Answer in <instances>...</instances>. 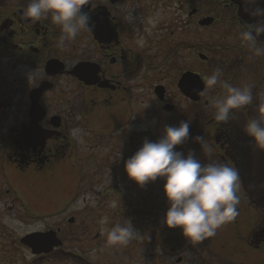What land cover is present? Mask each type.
Returning a JSON list of instances; mask_svg holds the SVG:
<instances>
[{
	"label": "flooded vegetation",
	"instance_id": "obj_1",
	"mask_svg": "<svg viewBox=\"0 0 264 264\" xmlns=\"http://www.w3.org/2000/svg\"><path fill=\"white\" fill-rule=\"evenodd\" d=\"M136 1L139 12L131 13L129 0H86L82 12L89 13L92 31H81L61 48L60 29L50 16L38 22L21 16L31 0H0V120H9L0 151L6 164L46 185L41 195L47 214L37 217L59 220L25 234H52L48 251L26 244L25 235L15 239L31 264H195L185 259L181 230L164 225L149 227L146 237L126 246L100 243L113 252L102 261L99 233H90L94 223L80 213H66L80 197L88 205L92 199L98 204L100 197H126L130 188L142 197V187L127 177L124 161L145 138L156 141L165 126L181 121L190 122V138L179 149L192 150L205 164L235 167L246 159V151L238 150L241 130L246 119L259 118L264 101V55L255 56L239 38L240 23L254 20L239 7L240 0ZM162 7L171 12L159 20L155 12ZM214 26H219V40L211 43ZM133 36L141 38L138 48L131 45ZM258 43L264 48V35ZM217 68L233 86L252 85V104L236 112L228 125L217 122L208 106L224 91L205 83ZM4 81L14 82L11 89L18 98L2 91ZM146 114L155 120L150 130L144 125ZM74 128L91 136L87 146L92 149L117 136L121 157L116 168L109 166L112 162L107 165L108 178L81 172ZM198 135L205 137L203 149L191 139ZM68 166L76 167L75 172L66 173ZM237 194V217L224 224L220 237L206 239L207 255L196 263L264 264V209L251 204L241 186ZM18 200L24 214L34 217L29 215L32 205ZM136 205L141 206L139 201ZM83 209L86 216L94 212L90 205Z\"/></svg>",
	"mask_w": 264,
	"mask_h": 264
},
{
	"label": "clouds",
	"instance_id": "obj_2",
	"mask_svg": "<svg viewBox=\"0 0 264 264\" xmlns=\"http://www.w3.org/2000/svg\"><path fill=\"white\" fill-rule=\"evenodd\" d=\"M86 0H31L21 16L25 20H48L58 26L61 32L57 46L65 47L81 31H92L90 15L82 12ZM264 0H240L239 7L253 19V23H240L239 38L255 56L264 55L258 38L264 35ZM130 14L127 19H130ZM222 70L217 68L205 81L209 89L217 85L223 93L209 102L214 110V119L228 125L236 118V112L253 102L252 85L233 86L221 79ZM204 94L203 91L198 93ZM258 119H246L243 133L250 138L248 146L264 152V101L258 107ZM83 129L74 128L71 136L78 141L85 135ZM190 138V122L181 121L177 126H165L163 135L156 141L147 138L142 146L124 161L127 177L143 187L158 178L164 180L163 192L168 202L163 224L169 229L179 228L181 234L192 245H197L216 235L217 229L233 221L238 215L240 198V173L234 166L221 163H203L192 150L185 155L176 151L178 145ZM203 149L206 140L203 135L192 137ZM100 223L106 225L108 218ZM136 235L130 221L125 225L114 224L106 231L108 245L126 246Z\"/></svg>",
	"mask_w": 264,
	"mask_h": 264
},
{
	"label": "rangeland",
	"instance_id": "obj_3",
	"mask_svg": "<svg viewBox=\"0 0 264 264\" xmlns=\"http://www.w3.org/2000/svg\"><path fill=\"white\" fill-rule=\"evenodd\" d=\"M136 2V0H129L131 13H136V11L139 12ZM169 12H171L170 7H162L159 8V10L155 13L156 15L158 13L159 20H163ZM213 29H216L214 33L211 32ZM218 31L219 26H214L210 29L211 43L217 42L219 40ZM186 36L187 35H184V38H186ZM131 45L138 48L141 45V38L138 36L131 37ZM5 75L7 78L11 77V74L8 71L5 72ZM2 86L5 87V89H2V91H7V95H12L13 98L19 97H14V93L11 89V87L14 86L13 81H4ZM21 90L22 88H18L17 93L19 94ZM150 104L151 102H146L145 106L150 107ZM144 119V125L146 129L150 130L155 126V120L154 118H151L149 114H146ZM8 123L9 120L6 118H1L0 140L2 139ZM134 127H138V125L135 124ZM90 137V135L85 134L83 135L82 140L78 141L81 149V151H79L81 172L96 173L99 176L101 175L103 178H108L111 174L108 167L111 166L113 169L114 167L116 168L118 160L121 157V149L116 142L117 136L113 135L108 137L109 140L104 141L103 148L97 149H92L87 146L88 144H92ZM107 147L108 149H106ZM175 150L180 151L185 155L188 154L186 150H181L178 147H176ZM110 162L113 164L109 165ZM75 170L76 167H69V170H66L65 172L74 173ZM163 185L164 180L162 178H158L156 181L149 182L142 187V197H139L136 191L130 188L128 189V196L126 197H100L97 200L98 204L95 202V199H92L89 205L90 207H94V212L88 216L86 215L89 212L83 209L84 206H89L88 200H85V197H80L70 207V209H68L66 214L80 213L82 218H86L88 221L94 223L95 227L91 228L90 233L91 235L96 232L99 233L98 237L100 240L98 242L97 249L100 250L98 252L101 254L100 259L105 261L107 259L106 255L112 254L113 252L109 251V246L99 244H107L106 231L110 230L114 224L120 223L121 225H125L126 221H130L133 230L136 232V235H134V237L129 241V244L136 243L142 237H146V232L148 231L149 227L155 226V228H157L164 225L162 221L169 205L163 192ZM45 186L46 185H44L42 181L19 173L12 165L8 163L6 164V162H4L3 152L2 150L0 151V264H31L28 262V252L22 247H17L15 239L22 237L26 233L41 230L46 226L47 222L55 220L37 217L47 214L46 210L43 209L41 195L42 191L45 189ZM17 197L22 203L32 205L29 215L34 217H29L28 215L24 214ZM136 201H139L141 206H137ZM104 217L108 218V223L106 225H102L100 223L101 219ZM223 226L217 229V235L213 237H220L223 234ZM185 242L187 247L184 252V254L187 256L185 259H190L193 262L195 261V264H199V262L196 263L197 258L201 259V255H207V240H204L197 245L190 244L187 239ZM70 247L73 249H79L80 247L88 248L90 246L71 245ZM97 251H94V253ZM89 252L91 253V251ZM49 264L58 263L49 262Z\"/></svg>",
	"mask_w": 264,
	"mask_h": 264
},
{
	"label": "water",
	"instance_id": "obj_4",
	"mask_svg": "<svg viewBox=\"0 0 264 264\" xmlns=\"http://www.w3.org/2000/svg\"><path fill=\"white\" fill-rule=\"evenodd\" d=\"M187 94L189 95V91ZM249 140L250 138H248L242 131L238 150L241 152L246 151L247 156L245 160L236 162L235 167L240 173L241 189L245 193L249 202L256 206L263 207L264 209V152L255 151L249 147ZM51 237L52 234L49 232L31 233L25 235L23 241L32 248L44 247L43 250L48 251L54 244L49 241Z\"/></svg>",
	"mask_w": 264,
	"mask_h": 264
}]
</instances>
